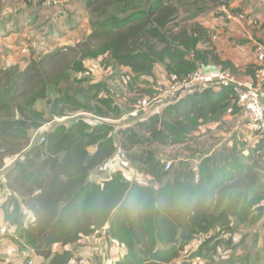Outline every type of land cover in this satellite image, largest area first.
<instances>
[{
  "label": "trees",
  "instance_id": "16d2710c",
  "mask_svg": "<svg viewBox=\"0 0 264 264\" xmlns=\"http://www.w3.org/2000/svg\"><path fill=\"white\" fill-rule=\"evenodd\" d=\"M147 1L86 0L94 19L85 39L33 57L24 67H0V168L7 155L26 149V158L5 170V180L0 176L8 223L5 229L0 225V238L33 249L47 264H76L82 257L88 264L102 262L106 254L78 244L97 229L107 245L114 241L125 248L113 264H176L180 257L214 263L241 242L235 237L241 225L264 222L263 135L257 133L253 144L234 140L212 154L200 149L198 167L190 163L196 158L191 155L165 169L152 149L153 144H186L200 125L239 113L232 87L179 96L155 106L147 117L133 115L143 113L141 103L118 102L122 89L112 87L117 78L128 89L137 78L155 77L156 85L164 84L173 73L187 74L210 61L240 73L216 52L202 22L181 27L177 3ZM119 5L122 16L115 11ZM228 12L246 11H223V24L234 20ZM247 20L258 21L256 16ZM96 67L105 82L92 75ZM248 72L238 75L255 70ZM39 102L49 105V115ZM71 111L86 114L55 123L45 141L32 142L36 129ZM101 170L107 173L100 176ZM126 172L142 178H126ZM56 245L63 249L55 250ZM4 259L0 255V263Z\"/></svg>",
  "mask_w": 264,
  "mask_h": 264
},
{
  "label": "crops",
  "instance_id": "0c3cea01",
  "mask_svg": "<svg viewBox=\"0 0 264 264\" xmlns=\"http://www.w3.org/2000/svg\"><path fill=\"white\" fill-rule=\"evenodd\" d=\"M18 1L19 5L9 4V7L4 2L0 6V40L5 37V35H12V40L22 41L27 40V47L32 48L31 54L24 55L25 60L21 55L16 61H12L1 66H9L19 64L21 67L27 65L30 62L32 57H37V55L45 54L46 52L53 50L57 47L56 44H61V39H71L69 43H77L84 39V35L88 34L91 31V16L86 6V0H69L65 6H63L57 13L54 14L53 19L48 21H41V12L44 9L45 4L41 0H28L29 2L25 3L21 0ZM25 4H24V3ZM227 5L219 4L216 8L211 9L203 17L201 21L208 29L212 35L213 45L215 46L216 52L224 60H230L236 66H238L240 74L247 73L249 68L255 70L258 66L263 56L257 52L256 45L258 43L264 44V2L261 0L258 9L254 10L249 8L252 12L246 9H241L239 7L230 5V2L227 1ZM20 5H23L22 8H19ZM77 7V9L75 8ZM60 8V7H52ZM70 8V9H69ZM9 9V13L4 15V12ZM232 9H239L251 13L257 17V22L252 23L249 20L239 22V21H227L223 25H219V21L223 20V11H228ZM263 9L261 12L260 10ZM49 11V10H47ZM55 12V10L53 11ZM53 20V21H52ZM219 26V27H218ZM217 29V30H215ZM81 31V32H80ZM50 32L51 35L48 37L47 33ZM80 33V38L70 37L72 33ZM214 33H217V37H213ZM85 35V36H86ZM83 37V38H82ZM53 42V43H50ZM56 43V44H55ZM10 47V44H9ZM58 48V47H57ZM56 49V48H55ZM36 54H32V52ZM0 66V67H1ZM207 71L218 70L221 68L214 61L203 65ZM97 70H101V67H96ZM251 73V72H248ZM227 112L224 116V123L228 124V127L225 128L224 133H230L236 131V123L233 122V125L230 123V120H233L235 117L239 116L240 113ZM245 120V121H244ZM222 123V122H217ZM243 128H247V131H243L242 134L237 135L228 139L226 137L225 143L230 146L233 144L234 140H244L249 142L248 144H253L257 141L260 136L249 135L248 129V119H242ZM232 127V128H231ZM251 129V128H250ZM233 130V131H232ZM246 144L244 152H248V147L250 145ZM215 151L214 149L209 150V153L212 154ZM100 176H104L106 173H100ZM7 192L0 187V225L3 229L8 227V223L5 221V211L3 203L5 202ZM29 220L31 221L32 214H29ZM237 240L240 239V243L234 250H230L225 254L223 262L219 260L217 262H211L207 259L196 260V258L184 259L183 257L175 260L176 264H264V222L261 220L255 225H241L239 227L238 233L235 234ZM114 243V244H113ZM111 243V248L108 251L109 253L104 256L103 261L99 258L92 259L93 261L89 264H113L117 259L123 256L125 253V248L123 245L113 241ZM55 250L63 249L62 246L56 245ZM104 255V252H100ZM0 255L5 259L0 264H10L11 262L16 264H27L26 258L30 257L34 261V264H47L45 259L41 256L35 254L34 250L28 247L20 249V247L8 236H3L0 238ZM77 264V263H76Z\"/></svg>",
  "mask_w": 264,
  "mask_h": 264
},
{
  "label": "rangeland",
  "instance_id": "374dc122",
  "mask_svg": "<svg viewBox=\"0 0 264 264\" xmlns=\"http://www.w3.org/2000/svg\"><path fill=\"white\" fill-rule=\"evenodd\" d=\"M22 1H24L25 3L29 2L28 0H21V2ZM151 1H153V0H151ZM171 1L173 3L174 2L177 3L180 7L178 22L180 23L181 27L189 26L196 21L200 22L201 17H203L207 12H209L213 8H216V6L219 5L217 0H171ZM222 1H223V3L220 6H222L224 4L227 5L226 3H228L227 1H229L230 5L235 4L234 6L239 7L241 9H246V10L250 11L251 13L255 14L249 8L254 9V10L258 9L257 6L259 5L261 0H222ZM262 1L264 2V0H262ZM2 2L3 3L5 2L7 4V6L9 7V9H10L9 4L15 3L16 6L19 5L18 1H16V0H0V6H1ZM131 2L134 5H137V3L145 4L148 1L147 0H131ZM22 7H23V5L19 6V8H22ZM62 7L58 8V10H57V8L47 7L45 5L43 7L44 9L41 12V21H43V20L48 21L49 19H53L54 14L57 13ZM75 8L77 9V7H75ZM9 9H7L4 12V15H7L9 13ZM121 9H122V5H119L117 7V9H115V11L119 12ZM47 10H49V11H47ZM54 10H55V12H53ZM262 10L263 9H261L260 12ZM119 13H120V16L123 15L122 12H119ZM195 13H196V17L191 18V16ZM251 13H247V12L243 13V15L238 16V18L241 19V16H245V17L242 18L241 21H239V20H237V21L243 22L244 20L251 18L252 17ZM92 16L93 15H91V19L93 20L94 18ZM89 17H90V15H89ZM234 21H236V20L234 19ZM90 24H91V21H90ZM47 35L49 37L51 35V33L48 32ZM85 35L83 36L84 39L87 36V35L86 36ZM74 36H75V38H80V33L76 34L73 32L70 37L73 38ZM61 41H62V43L59 45L55 43L59 49H63L64 47H66L68 45L74 46L75 44L78 43V42L77 43H74V42L69 43L71 41V39H69V40L68 39H61ZM50 43H53V42H50ZM9 44H10V47H9ZM27 44H28L27 40H22V41L12 40L11 34L5 35V37H3L2 40H0V66L3 64L5 65L7 63H10L13 60L14 61L18 60L19 55H21V57H23V59L25 60L24 55L31 54V51H32V48L27 47ZM57 47H55V48L58 49ZM32 54H36V52L33 51ZM37 56L39 57L40 55H37ZM238 74L241 75L240 73H238ZM92 75L95 76V78H97V79H104V80H100V81L105 82V74L103 75V72H100L99 70L96 69L92 73ZM163 82H164V80H160L158 86H160L161 83H163ZM155 83H157L155 81V77H145V78H143V80L137 78L136 81H133V82H131V84L128 85V87H129L128 90L131 91V93H129L128 95H125V91L127 92V90H125L124 92L123 91H117V92H121L120 96H118V94L116 95L117 100L119 103H121V101H125V103L129 106L139 105L142 102V100L144 101L143 98L149 94L144 89H151L154 92H159V90H156V89L154 90L153 88H151V84L156 86ZM116 84H118V83H116L114 81L113 82L114 86L112 85V87H115ZM84 85L88 86V81L85 82ZM163 87L164 86H162V88ZM55 94H56V92H55ZM104 95H108L111 97V92L110 93L104 92ZM127 98H129V99H127ZM93 104L103 107L104 111L107 110L104 105H102L100 102H98V99H94ZM159 104H163V103H157V106ZM37 106L40 110H44L46 112V115H49L50 107H49V105H47L46 102H39ZM242 111L243 112H241L239 116L235 117L233 120H230L231 121L230 123L232 125H233V122L236 123V126L239 125L238 128L235 127L236 131H234V132H230L227 134L224 133L225 128L228 127V124L224 123V121L222 123L209 122V123H205L203 125H200L199 129L196 132V136L190 138L186 144L174 145V146H165V145H161V144H153L152 149H154L157 152L158 157H160L162 160L172 162V166L170 169L174 168V166H176L182 159L191 157V155H196V158L194 160L190 161V163H192L195 167H198V164L200 162V160H199L200 156H198V154H197L198 150L201 149V151H203V153H204V152H208L209 150L215 148V151L218 152L224 146V143H225L224 139H226V137H228V139H230L232 137V135H238L239 136V133L242 134L243 131H245V132L247 131V128H243L241 126L242 125V119L247 117L245 111L244 110H242ZM71 112H73V113H71ZM71 112L67 113L68 116H63V117L57 116L56 119L54 118V120L48 121L43 126L47 125L51 121H55V122H53V125L57 122L70 121L71 119H66L65 117H69L72 114L76 113L75 111H71ZM111 113H113V112H111ZM110 115H114V114H110ZM248 130H249L248 131L249 135H251V134L256 135L257 134L255 131H253L250 128ZM36 131H37V129L33 133L34 143H39V142H41L40 133H36ZM258 136H260V135H258ZM23 150H21V151H23ZM9 155H11V154H9ZM9 155H7L5 158L9 157ZM5 158H4V161H5ZM131 164L135 168H137V166L135 164H133V163H131ZM100 173L104 174L107 172L105 170H101ZM137 173L138 172H136V174L132 175L130 172H126V174L129 177H127L124 173L123 174L126 178H130V179H135L138 177L142 178V175H139ZM189 253H190V250H189ZM189 253L186 255H189ZM185 259H188V258H185ZM219 261L223 262L224 259L221 258V259H219Z\"/></svg>",
  "mask_w": 264,
  "mask_h": 264
},
{
  "label": "built area",
  "instance_id": "2783aa9c",
  "mask_svg": "<svg viewBox=\"0 0 264 264\" xmlns=\"http://www.w3.org/2000/svg\"><path fill=\"white\" fill-rule=\"evenodd\" d=\"M68 1L69 0H45L44 4L47 7H59ZM240 15H243V13L237 15L232 12H228V17L239 21L245 17L241 16V19H239L238 16ZM218 23L219 25H223L221 20ZM214 37H217V35H214ZM256 50L263 56V59H261L258 66L255 68L254 75L250 74L249 76L242 77L228 68L207 71L204 66H199L196 70L187 74L179 75L177 73H173L164 84L161 83L160 86H155V89L159 90V92H154L152 96L147 95L143 98L144 101L142 100L141 102V110L143 113L140 112V110H137L133 112V115L147 117L149 112L151 113L153 108L157 106V103L175 100L179 96L186 94H193L212 88L220 89L221 87H232L235 92L238 105L247 115L248 126L256 133L264 136V44L258 43L256 45ZM115 82L118 83L123 92L127 90V92L125 91V95L131 93V91L128 90L119 78H117ZM162 86L164 87L162 88ZM120 93L121 92H118V96H120ZM84 114L86 113L72 114L71 116L65 118H74ZM53 122L55 121L49 122L47 125L36 131V133H40L41 141L46 140L45 133L53 126ZM33 141L34 137H32V142ZM25 151L26 149L5 158L4 166L0 168V176L3 180H5L3 177L4 172L8 167L12 166L16 161L24 160L26 158ZM121 157L122 159H127L123 151L121 152ZM162 161L165 163V169L171 168L172 162ZM102 233V229H97L94 233L83 236L78 241V244L92 246L99 252H104L105 255L107 254L108 249L111 248V245L106 244V235H103ZM188 253L189 250L186 249L185 254ZM196 260L200 261L201 258L196 257ZM27 264H34V261L30 259ZM77 264H88L87 258H80L77 261Z\"/></svg>",
  "mask_w": 264,
  "mask_h": 264
},
{
  "label": "clouds",
  "instance_id": "9594fccd",
  "mask_svg": "<svg viewBox=\"0 0 264 264\" xmlns=\"http://www.w3.org/2000/svg\"><path fill=\"white\" fill-rule=\"evenodd\" d=\"M47 132V131H46Z\"/></svg>",
  "mask_w": 264,
  "mask_h": 264
}]
</instances>
